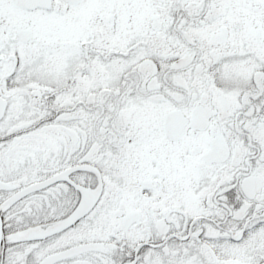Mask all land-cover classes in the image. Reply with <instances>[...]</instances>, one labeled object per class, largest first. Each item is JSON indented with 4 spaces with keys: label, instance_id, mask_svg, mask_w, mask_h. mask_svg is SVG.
<instances>
[{
    "label": "snow or ice",
    "instance_id": "snow-or-ice-1",
    "mask_svg": "<svg viewBox=\"0 0 264 264\" xmlns=\"http://www.w3.org/2000/svg\"><path fill=\"white\" fill-rule=\"evenodd\" d=\"M0 264H264V0H0Z\"/></svg>",
    "mask_w": 264,
    "mask_h": 264
}]
</instances>
